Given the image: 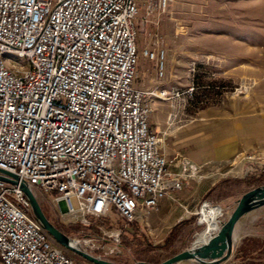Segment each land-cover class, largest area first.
Returning <instances> with one entry per match:
<instances>
[{"label":"built area","instance_id":"obj_1","mask_svg":"<svg viewBox=\"0 0 264 264\" xmlns=\"http://www.w3.org/2000/svg\"><path fill=\"white\" fill-rule=\"evenodd\" d=\"M141 1L0 0V171L34 193L56 194L54 204L85 227L86 217L111 211L126 225L139 222L141 208L157 210L197 172L160 151L146 93L134 87ZM145 56L162 80V51ZM98 229L101 238L83 233L77 242L120 247L122 230ZM0 261L76 264L35 220L24 192L2 180Z\"/></svg>","mask_w":264,"mask_h":264},{"label":"rangeland","instance_id":"obj_2","mask_svg":"<svg viewBox=\"0 0 264 264\" xmlns=\"http://www.w3.org/2000/svg\"><path fill=\"white\" fill-rule=\"evenodd\" d=\"M134 28L138 51L134 87L146 93L150 129L167 158L187 161L197 172L186 188L168 197L172 208L165 219L156 215L157 208L145 220L141 208L137 213L143 221L131 225L111 211L109 218L86 217L90 226L85 227L78 221L80 216L64 214L54 204L56 194L35 192L49 222L76 241L78 231L101 238L99 227L108 234L122 230L120 247L93 241L85 249L117 264L160 263L182 251L205 229L199 223L204 209L211 210L210 219L221 229L242 194L254 187L235 189L229 197L218 191L206 195L217 182L241 179L264 168V118H260L264 112V0H167L165 6L160 0H142ZM147 50L164 54L162 80L155 78V64L146 58ZM13 61L24 64L22 59ZM254 71L260 78L252 77ZM160 90L172 95L161 99ZM237 139L240 149L235 148ZM71 203L76 210L77 199L71 198ZM193 217L185 234L169 249L156 250L143 260H136L133 251L121 245L122 236L136 225L153 246H161L175 224ZM98 220L105 226H98ZM91 226L96 230L93 234ZM235 238V247L225 259L185 264H245L237 258V250L245 239L264 242V205L238 221ZM68 255L76 264H89L69 251ZM261 257L254 255L250 260Z\"/></svg>","mask_w":264,"mask_h":264},{"label":"water","instance_id":"obj_3","mask_svg":"<svg viewBox=\"0 0 264 264\" xmlns=\"http://www.w3.org/2000/svg\"><path fill=\"white\" fill-rule=\"evenodd\" d=\"M0 173L3 175L0 177V180L8 184L18 186L24 192L31 203L32 214L35 220L50 235L56 244L75 254L89 264H117L111 261L103 260L99 257H95L86 250H78L71 247L67 243V238L70 237L58 231L49 222L39 200L35 196L34 191L25 182L19 181L17 176L3 171H0ZM263 205L264 185L249 189L244 194H242L240 199L236 202L234 209L220 229V235H216L211 239L203 241L194 240L188 247L163 262L148 263L134 261L133 264H185L189 258L202 253H212L210 260L213 262L221 261L228 257L235 247L234 235L238 221L248 212H251L252 210H255ZM199 223H201L200 220Z\"/></svg>","mask_w":264,"mask_h":264},{"label":"trees","instance_id":"obj_4","mask_svg":"<svg viewBox=\"0 0 264 264\" xmlns=\"http://www.w3.org/2000/svg\"><path fill=\"white\" fill-rule=\"evenodd\" d=\"M264 185V168L257 170L253 174H247L241 179L227 178L217 182L206 195L208 197L213 191H218L220 194H225L227 197L232 195V192L237 189L240 190L243 186L247 188ZM194 217L185 221H180L175 224L169 231L164 243L161 246H153L146 236L138 229V226L133 225V231L124 234L121 238V245L130 248L136 256V260H143V256L148 255L156 250L169 249L170 245L176 239L181 237L185 232L187 226H190L194 221ZM103 220V219H99ZM98 220V221H99ZM98 226H105L101 221L97 222ZM96 225V226H97ZM94 229V227L91 226ZM237 258L246 262L245 264H264V242L258 239H245L237 250ZM174 254V253H172ZM261 255L259 260H253L254 255ZM250 260V261H249Z\"/></svg>","mask_w":264,"mask_h":264},{"label":"bare ground","instance_id":"obj_5","mask_svg":"<svg viewBox=\"0 0 264 264\" xmlns=\"http://www.w3.org/2000/svg\"><path fill=\"white\" fill-rule=\"evenodd\" d=\"M210 214L211 210L210 209H204L202 210V216L200 218V222L205 225V229L203 232L199 235L198 240H208L211 239L212 237H215L216 235H220V229L219 227L215 224V221L210 219ZM214 232H217V234H213ZM67 243L78 250H85V248L80 244V242H77L76 240H73L71 238H67ZM236 243V238L234 235V244ZM212 253H202V254H197L191 258H189L186 262H199V263H204L205 261H208L211 259Z\"/></svg>","mask_w":264,"mask_h":264},{"label":"crops","instance_id":"obj_6","mask_svg":"<svg viewBox=\"0 0 264 264\" xmlns=\"http://www.w3.org/2000/svg\"><path fill=\"white\" fill-rule=\"evenodd\" d=\"M252 77H254L255 79H258V78H260V73L259 72H256V71H254L253 72V74H252ZM262 113H264V112H261V114H260V118L262 117V118H264V115H262ZM261 133V132H260ZM236 145H235V148L236 149H240L241 147H240V145H239V140L237 139L236 140ZM172 201L170 200V198H166V199H163V200H161L160 202H159V205H158V210L156 211V210H154V211H156L155 213H156V215H158V216H160L161 217V220L162 219H165V217H166V213L168 212V211H170L171 210V208H172V203H171ZM160 206V207H159ZM154 211H150V212H148V213H144L145 214V220H146V218L152 213V212H154ZM141 218V217H140ZM141 220H142V218H141ZM143 221V220H142ZM141 221V222H142ZM140 222V223H141ZM83 230H85V229H83ZM86 231H88V230H86ZM89 231H90V233H95L96 232V230L95 229H93V228H90L89 229ZM80 232L81 231H78V238H80V237H82V235H83V233L80 235Z\"/></svg>","mask_w":264,"mask_h":264}]
</instances>
